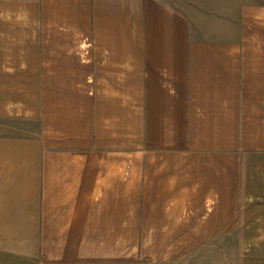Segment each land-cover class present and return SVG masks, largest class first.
<instances>
[{
    "label": "crops",
    "instance_id": "crops-1",
    "mask_svg": "<svg viewBox=\"0 0 264 264\" xmlns=\"http://www.w3.org/2000/svg\"><path fill=\"white\" fill-rule=\"evenodd\" d=\"M0 264H264V0H0Z\"/></svg>",
    "mask_w": 264,
    "mask_h": 264
}]
</instances>
